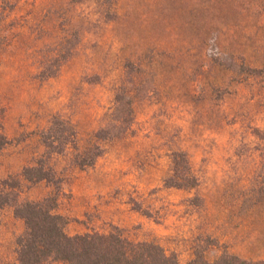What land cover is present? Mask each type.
<instances>
[{"label":"rangeland","instance_id":"374dc122","mask_svg":"<svg viewBox=\"0 0 264 264\" xmlns=\"http://www.w3.org/2000/svg\"><path fill=\"white\" fill-rule=\"evenodd\" d=\"M65 39L71 57L42 78ZM133 77V124L94 166L72 165V148L51 158L67 232L117 226L181 264L196 249L210 261L227 251L264 262V0H0V132L9 141L0 179L44 152L39 132L55 114L84 144ZM178 149L196 188L165 185ZM22 190L36 200L53 188ZM23 228L0 209L1 263Z\"/></svg>","mask_w":264,"mask_h":264},{"label":"trees","instance_id":"16d2710c","mask_svg":"<svg viewBox=\"0 0 264 264\" xmlns=\"http://www.w3.org/2000/svg\"><path fill=\"white\" fill-rule=\"evenodd\" d=\"M63 47L66 49L49 61L57 69L51 70V65H47L40 72L42 78L55 76L60 66L71 57L72 49H67V39ZM134 66V61L125 64L131 72L135 71ZM229 68L234 69L236 65ZM130 82L119 86L105 124L93 131L84 144H80L76 125L55 114L48 126L39 132L44 152L24 166L20 175L0 179V209H10L14 217L24 222L23 230L12 241L10 259L0 264H181L175 254H169L159 243L132 240L117 226L108 232L71 235L66 230L67 218L56 211L63 180L57 175L51 158L72 148V165L80 169L94 166L106 152L108 143L124 136L133 124L139 82L134 77ZM8 142L6 135L0 132V154ZM43 181L53 188L49 195L36 200L23 197L24 183ZM164 182L166 186L183 189L199 185L186 151L172 152L170 172ZM204 251L196 249L194 258L187 264H264L261 260H249L227 251L210 261Z\"/></svg>","mask_w":264,"mask_h":264}]
</instances>
